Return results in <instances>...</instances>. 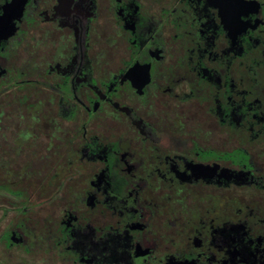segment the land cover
Returning <instances> with one entry per match:
<instances>
[{
    "label": "flooded vegetation",
    "instance_id": "af4514ba",
    "mask_svg": "<svg viewBox=\"0 0 264 264\" xmlns=\"http://www.w3.org/2000/svg\"><path fill=\"white\" fill-rule=\"evenodd\" d=\"M0 264H264V0H0Z\"/></svg>",
    "mask_w": 264,
    "mask_h": 264
}]
</instances>
